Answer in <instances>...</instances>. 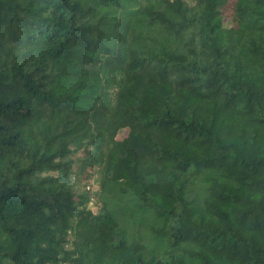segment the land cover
<instances>
[{
	"label": "trees",
	"instance_id": "trees-1",
	"mask_svg": "<svg viewBox=\"0 0 264 264\" xmlns=\"http://www.w3.org/2000/svg\"><path fill=\"white\" fill-rule=\"evenodd\" d=\"M0 264H264V0H0Z\"/></svg>",
	"mask_w": 264,
	"mask_h": 264
},
{
	"label": "rangeland",
	"instance_id": "rangeland-1",
	"mask_svg": "<svg viewBox=\"0 0 264 264\" xmlns=\"http://www.w3.org/2000/svg\"><path fill=\"white\" fill-rule=\"evenodd\" d=\"M83 159V155L80 152L74 153L70 158V163L72 166L71 171L76 168V172L73 174V180L71 184L79 187V189H85L86 191L93 193L96 188V173L94 169H88L86 166L81 167ZM88 205L91 206V203Z\"/></svg>",
	"mask_w": 264,
	"mask_h": 264
}]
</instances>
